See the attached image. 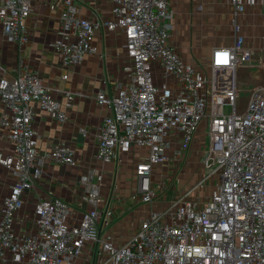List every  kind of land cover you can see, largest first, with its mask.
I'll return each instance as SVG.
<instances>
[{
    "label": "built area",
    "instance_id": "obj_1",
    "mask_svg": "<svg viewBox=\"0 0 264 264\" xmlns=\"http://www.w3.org/2000/svg\"><path fill=\"white\" fill-rule=\"evenodd\" d=\"M94 1H61L60 35L52 48L62 66L71 68L98 53V32L124 33L131 64L114 96L98 95L107 114L98 132L97 159L121 164L133 149L146 150L136 167L138 195L142 204H152L158 197L154 167L169 161L167 151L175 141L179 158L187 154L204 123L208 148L203 166L208 176H218L216 190L200 206L187 199L203 186L200 182L169 208L152 212L121 246L108 234L111 210L99 208L97 185L81 197V204L93 208L79 220L70 221L66 201L40 198L28 213L26 228L18 229L23 197L42 177L45 163L75 164L69 146L38 154L32 103L56 113L61 123L67 116L38 73L25 69L0 79L4 123L14 147L12 156L0 154V165L14 179L0 212V264H77L83 257V264H264V84L253 89L245 111L237 106L240 72L264 70V47L247 45L239 17L249 5L259 4L264 19V0H231L233 42L213 48L202 70L187 64L170 43L173 0H109L108 19L83 17L82 5ZM31 14L29 0H1L3 32L19 46L27 39L25 21ZM67 95L71 104L75 96Z\"/></svg>",
    "mask_w": 264,
    "mask_h": 264
},
{
    "label": "crops",
    "instance_id": "obj_2",
    "mask_svg": "<svg viewBox=\"0 0 264 264\" xmlns=\"http://www.w3.org/2000/svg\"><path fill=\"white\" fill-rule=\"evenodd\" d=\"M29 1L32 14L25 21L27 39L22 46L4 34L0 19V79L16 77L27 69L38 73L43 83L53 90L52 98L60 104L67 121L59 122L56 113L42 110L38 103H32L38 154L42 156L57 145L69 146L74 151L75 164L64 165L52 161L45 163L42 177L23 197L26 205L22 215L17 219V228L22 230L26 228L28 213L40 198H60L66 201L71 206L70 221L79 220L82 212L93 208L90 204H81V197L88 192L90 185H97L101 191L99 208L111 210V215L106 218L110 224L108 234L113 237L117 246H121L152 212L169 208L199 183L198 181L191 184L190 180H187L189 175H185L186 169L184 172L180 169L181 163L188 159L192 164L196 161L203 164V155L198 152L202 134L200 131L197 133L191 149L182 158L178 156L179 142L172 143L167 151L169 161L156 165L153 170V186L158 195L156 201L152 204L139 202L136 167L145 158L147 151L133 149L124 157L121 164L102 163L97 159L98 132L102 119L107 114V109L98 103V95L104 93L109 97L114 96L125 83L127 76L125 68L131 64L124 49L123 31L116 29L113 32H98L94 38L98 53L87 55L79 65L64 68L59 55L52 48V44L60 35L58 18L61 14L62 0ZM207 1L214 3L206 4ZM219 2L220 0H173L172 3L176 18L171 22L173 31L170 43L176 47L187 64L198 70L208 66L213 48L229 46L233 42V38L224 33L220 42L216 40V30L219 27L216 18L220 17L222 12L227 14V19L233 18L231 0H227L225 4ZM51 4H55L57 8L52 10ZM200 4L204 7L202 11L197 9ZM206 5L214 11L205 15ZM111 9L112 4L109 0H96L84 3L81 12L83 17L105 20L111 16ZM245 15L248 19L245 21L247 25H251L258 15L260 20L264 21L259 4L254 7L249 5ZM199 18L210 23L207 33L189 34L188 29L195 34L197 28L193 23H197ZM257 28L254 33H257ZM211 29H215L213 37L209 36ZM251 36L250 32L245 35L249 47L254 49L264 47V43L256 45L250 42ZM68 93L75 96L71 104ZM5 113V106L0 101V154L9 157L14 154V147L10 139L9 126L4 123ZM82 130H86V134H83ZM13 180L10 170L0 165V212L4 200L10 193ZM180 180L185 182L178 186ZM187 199L197 202L200 206H205L208 200L199 197V192L195 194L194 191Z\"/></svg>",
    "mask_w": 264,
    "mask_h": 264
},
{
    "label": "rangeland",
    "instance_id": "obj_3",
    "mask_svg": "<svg viewBox=\"0 0 264 264\" xmlns=\"http://www.w3.org/2000/svg\"><path fill=\"white\" fill-rule=\"evenodd\" d=\"M214 1V0H212ZM216 1V0H215ZM227 0H220V4H225ZM207 3H214V2H206ZM218 3V2H217ZM224 6V5H223ZM207 7V8H206ZM206 10L204 12V14L206 15L207 12H213L214 9L213 8H208V6L206 5ZM214 7V6H212ZM220 7V6H219ZM197 10V9H196ZM221 14V13H220ZM202 17V16H200ZM228 16L226 13L222 12L220 17L216 18V23H219V27L216 30V40L217 42H220V40L223 39L222 33H224L226 36H231L233 38V23H232V19H227ZM202 18H199V20L197 21V23H193V26L197 28V30L195 31V34L191 32V30L189 31V29L187 30L189 34H193V35H201V34H206L207 33V27L210 25L209 22L206 21H202ZM248 20L246 18V15H243L241 17H239V25L241 26V34L245 37V35L248 34V32L251 33V39L250 42L257 44H263L264 43V21L260 20V16H255L252 24H245V21ZM212 23L214 21V19H211ZM224 22H226V25L224 26ZM217 23V24H218ZM228 23V24H227ZM250 23V22H249ZM190 24V23H189ZM196 24V25H195ZM257 28V33H254V30ZM205 28V30H204ZM215 29H211L210 31V37H213V32ZM259 79H261L262 81H259ZM264 84V70H252V71H241L238 77V85H239V89H240V96L238 97V102H237V106H238V110L239 111H245L248 103L250 101L253 89L256 86H260ZM206 125L203 123V125H201L200 127V132L202 134V139H201V144H200V148L198 150L199 154L204 155L207 153V148H208V142L206 141ZM202 157V160H203ZM201 160V161H202ZM195 163V162H194ZM192 164V161H190L189 159L184 161L183 163H181V172H184L186 169V173L185 175H189V179L191 184L192 183H196L199 181L203 182V186H200L197 190L194 191L195 194H197L199 192V197H202L203 199L205 198H209L213 192L216 190V186L218 183V176H208V172L206 171L205 167L203 166L202 163H198V161H196L195 164ZM188 170V172H187ZM181 179V177H179ZM178 182V181H177ZM182 184L185 181H181L180 183H178V186H180V184ZM199 183L196 185L198 186ZM194 197V196H193ZM86 257H83L82 259H79L77 264H83V260H85Z\"/></svg>",
    "mask_w": 264,
    "mask_h": 264
}]
</instances>
